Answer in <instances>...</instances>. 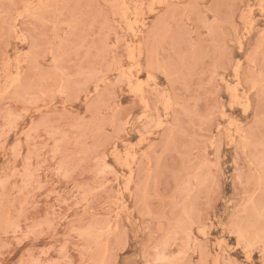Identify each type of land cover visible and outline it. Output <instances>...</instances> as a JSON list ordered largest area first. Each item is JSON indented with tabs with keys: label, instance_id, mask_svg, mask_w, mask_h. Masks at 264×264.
Masks as SVG:
<instances>
[{
	"label": "rangeland",
	"instance_id": "374dc122",
	"mask_svg": "<svg viewBox=\"0 0 264 264\" xmlns=\"http://www.w3.org/2000/svg\"><path fill=\"white\" fill-rule=\"evenodd\" d=\"M264 0H0V264H261Z\"/></svg>",
	"mask_w": 264,
	"mask_h": 264
},
{
	"label": "snow or ice",
	"instance_id": "6c2138e0",
	"mask_svg": "<svg viewBox=\"0 0 264 264\" xmlns=\"http://www.w3.org/2000/svg\"><path fill=\"white\" fill-rule=\"evenodd\" d=\"M261 257H262L261 264H264V251H261ZM124 264H135V262L134 261H125ZM249 264H254V262L249 260Z\"/></svg>",
	"mask_w": 264,
	"mask_h": 264
}]
</instances>
